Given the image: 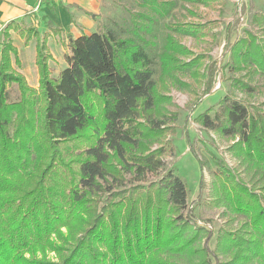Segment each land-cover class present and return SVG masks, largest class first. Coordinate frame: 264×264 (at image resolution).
Here are the masks:
<instances>
[{"label": "trees", "instance_id": "obj_1", "mask_svg": "<svg viewBox=\"0 0 264 264\" xmlns=\"http://www.w3.org/2000/svg\"><path fill=\"white\" fill-rule=\"evenodd\" d=\"M186 1L207 5L220 0ZM252 22L260 37L248 34L232 44L228 67L264 76V15L255 14ZM207 26L185 24L177 31L194 36ZM11 31L25 46L36 40V89L12 66V60L20 65ZM48 37L15 22L2 32L0 264H181L175 257H191L187 264H211L207 257L224 264L220 254L231 252L225 264H264V180L257 194L214 158L218 172L209 200H203L202 175L198 196L187 208L183 180L172 171L161 174L163 160L174 152L169 138L176 115L155 113L154 66L157 59L185 73L189 66L173 64L167 54H192L173 40L156 53L151 26L105 28L70 37L66 67L53 79ZM12 85L18 91L14 102L8 99ZM211 112L204 111L195 123L236 140L235 156L249 169L264 172V113L250 114L228 95ZM190 151L203 171V161ZM202 202L244 219L236 234L218 231L213 251L211 231L192 218V209ZM50 254L55 262L47 259ZM194 256L199 261L193 262Z\"/></svg>", "mask_w": 264, "mask_h": 264}, {"label": "rangeland", "instance_id": "obj_2", "mask_svg": "<svg viewBox=\"0 0 264 264\" xmlns=\"http://www.w3.org/2000/svg\"><path fill=\"white\" fill-rule=\"evenodd\" d=\"M100 4L101 13L95 19L94 32L105 28L129 30L138 27L142 30L144 26H151L156 36V53L162 52L161 47L165 41L173 40L192 54L183 55L174 50L167 54L170 59L175 60L173 64L182 62L185 67L189 66L185 73L157 59L154 66L156 93L159 95L155 113L167 117L176 115L175 134L173 138H169L174 152L163 160L161 174L172 171L183 180L188 190L187 208L198 196L202 175L206 184L202 193L203 200H209L210 183L218 172L214 158L230 171L236 181L260 194L264 172L261 169H249L242 158L235 156L233 144L236 140L219 137L195 123V119L208 109H212V114L225 95L239 101L250 114L264 113V76L251 77L244 69L234 71L228 67L232 44L248 34L256 39L260 37L252 18L255 14L264 15V0H220L207 5L186 0H100ZM185 24L208 26L201 34L191 36L177 31ZM128 35L133 34H124L125 37ZM150 37L149 34L145 35L146 39ZM198 56L203 59L195 61ZM57 59L60 63L63 62L62 53L57 55ZM51 67L53 76L61 68L58 65ZM27 68L28 63L24 60V70ZM244 84L253 91H246ZM8 94L10 102L18 100L15 85L8 88ZM191 148L195 150L199 160L203 161V171L198 159L190 151ZM150 180L153 178L150 177ZM192 216L197 226L211 231L213 238L208 246L212 251L215 249V238L219 230L236 234L244 221L242 217H234L223 208L209 207L203 205V202L192 209ZM232 257L233 252L220 254L219 260L225 264ZM190 258L175 257L174 260L187 264ZM47 259L56 261L53 254L48 255ZM207 259L214 264L211 257ZM197 261L199 257L194 256L193 262ZM248 264H261V261L252 260Z\"/></svg>", "mask_w": 264, "mask_h": 264}, {"label": "crops", "instance_id": "obj_3", "mask_svg": "<svg viewBox=\"0 0 264 264\" xmlns=\"http://www.w3.org/2000/svg\"><path fill=\"white\" fill-rule=\"evenodd\" d=\"M100 13V0H0V50L3 29L10 22L33 27L37 29L40 37L49 34L47 47L53 59L49 62V71L51 78L56 79L66 66L64 56L68 52L66 46L71 41L70 37L76 39L93 33L95 19L99 18ZM50 29L61 30V33L53 35ZM9 35L13 47L17 50L20 65L16 67L12 60V66L25 77L30 87L36 89L38 86L35 66L36 40H31L25 46L18 34L11 31ZM60 53L63 55L61 63L57 59ZM24 60L28 63L27 70H24ZM51 65L61 67L54 76Z\"/></svg>", "mask_w": 264, "mask_h": 264}]
</instances>
